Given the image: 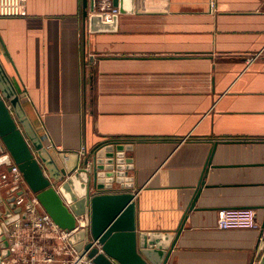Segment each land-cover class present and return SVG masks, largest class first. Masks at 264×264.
<instances>
[{
  "label": "crops",
  "instance_id": "obj_1",
  "mask_svg": "<svg viewBox=\"0 0 264 264\" xmlns=\"http://www.w3.org/2000/svg\"><path fill=\"white\" fill-rule=\"evenodd\" d=\"M121 1L104 31H89L82 0H25L20 15L0 16V62L33 129L67 171L104 140L131 141L136 227L164 239L217 140L212 186L167 264H256L260 229L219 228L217 213L264 214V0ZM18 191L0 188L2 211Z\"/></svg>",
  "mask_w": 264,
  "mask_h": 264
},
{
  "label": "water",
  "instance_id": "obj_2",
  "mask_svg": "<svg viewBox=\"0 0 264 264\" xmlns=\"http://www.w3.org/2000/svg\"><path fill=\"white\" fill-rule=\"evenodd\" d=\"M112 3L119 6L120 12L126 10L121 0ZM98 5L96 0H90L89 5L87 0H82V15L88 22L89 31L115 29L117 16L110 22L103 21ZM5 101L12 106L16 120ZM0 140L7 151L0 155V164H5L8 169L12 163L18 166L28 189L59 227L76 229L82 217L84 227L71 234L68 241L92 264H167L189 212L200 208L196 202L202 190L212 186L206 182L209 169L220 166L212 163L217 140H211L200 178L183 216L173 233L164 239L161 235L138 231L136 227L135 193L130 190L133 177L128 175V170L133 167L132 158L124 154L132 146L131 141L104 140L84 154L81 167L67 171L58 166L33 129L1 62ZM113 183L119 188H113ZM21 192L19 190L17 194ZM14 197L8 199L3 211L0 209V258L9 254L6 233L10 223L25 216L16 206ZM2 203L0 194V205ZM259 229L261 239L258 244L262 254L256 264H264V214Z\"/></svg>",
  "mask_w": 264,
  "mask_h": 264
},
{
  "label": "built area",
  "instance_id": "obj_3",
  "mask_svg": "<svg viewBox=\"0 0 264 264\" xmlns=\"http://www.w3.org/2000/svg\"><path fill=\"white\" fill-rule=\"evenodd\" d=\"M24 2L25 0H0V16L20 15ZM119 12V6L113 5L112 2L103 0L100 4L99 13L103 21H112ZM5 151L6 149L2 154L7 153ZM5 185L22 191L15 195V200L20 204L25 216H19L10 223L6 233L9 254L0 258V264H52L56 260V253L65 255L62 261L69 264H92L90 259L81 257L68 241L74 229L65 230L52 220L35 194L28 189L18 166L14 163L10 169L0 173V188ZM79 221L84 225L82 217ZM217 226L224 229L259 228L260 222L252 208H223L218 210Z\"/></svg>",
  "mask_w": 264,
  "mask_h": 264
},
{
  "label": "rangeland",
  "instance_id": "obj_4",
  "mask_svg": "<svg viewBox=\"0 0 264 264\" xmlns=\"http://www.w3.org/2000/svg\"><path fill=\"white\" fill-rule=\"evenodd\" d=\"M14 85V84H13ZM17 90V89H16ZM17 93H18V97H19V99L21 100V98H20V95H19V92L17 91ZM6 102V105L8 106V108H9V110H10V112L12 113V116L14 117V114H13V112H12V106L9 104V102L8 101H5ZM14 119L16 120V118L14 117ZM20 126V125H19ZM0 144H1V140H0ZM55 256H57V258L58 259H60V261L63 259V257H64V255L63 254H61V253H56L55 254ZM63 256V257H62ZM56 264V263H59L58 261H56V262H53V264Z\"/></svg>",
  "mask_w": 264,
  "mask_h": 264
}]
</instances>
